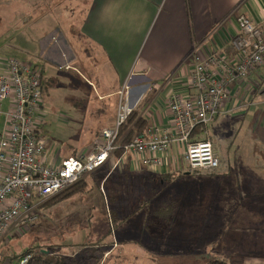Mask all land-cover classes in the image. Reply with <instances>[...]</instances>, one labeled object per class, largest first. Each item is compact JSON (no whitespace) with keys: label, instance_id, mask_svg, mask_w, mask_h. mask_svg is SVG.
I'll list each match as a JSON object with an SVG mask.
<instances>
[{"label":"rangeland","instance_id":"obj_1","mask_svg":"<svg viewBox=\"0 0 264 264\" xmlns=\"http://www.w3.org/2000/svg\"><path fill=\"white\" fill-rule=\"evenodd\" d=\"M91 2L92 0H0V58L16 57L21 61H37L43 65L41 58L50 62L56 49L59 52L56 58L58 64L45 63L46 72L43 77L47 79L52 76L51 85L54 89L44 92L42 111L46 119L43 132L47 151H52L61 159L72 156L74 151L79 154L86 152L95 141L102 140L101 131L106 123L109 127L116 124L114 104L105 105L98 116L99 95L93 91L94 81L89 82L82 61L77 59L71 66L72 70H67V65L61 64V50L67 59L78 51L86 59L84 53L88 52L86 48L91 45L80 40L79 31ZM62 43L65 45L63 48ZM113 80L116 88H119L116 79ZM247 81L245 80L244 86L246 89L242 91L244 94L251 92L250 103L264 102V80L258 82V87L251 84V88L247 86ZM51 85L47 83L46 88ZM215 122L209 126L215 152L223 149L224 145V151L229 152L230 157L235 156L240 145L237 135L241 122L230 114V128H224L223 133H219L220 143L217 132L212 127ZM242 152L245 153L243 150ZM222 158L221 155L220 159ZM114 162V158L110 159L96 172L86 176L71 195L54 200L43 208H35L20 220H14L11 223L14 228L1 248L5 257L3 264H8L11 258L15 262L16 257L27 249L38 250L40 247L44 248L46 254L53 250L69 252V249L73 251L76 248L75 252L79 253L71 256L68 253L66 264H203L207 259L224 256L234 258V254L239 255L236 246L230 244L208 245L206 230L200 229L201 212L208 204V199L205 204V190H219L214 200L212 199V204L219 208L228 204L249 203L242 195L228 197L225 193L228 185L226 181L203 184V178L215 176L217 171L209 173V170H201V175H185L183 168H175L161 180V176L152 170L139 169L131 172L123 170V165L113 169ZM156 172L164 171L159 168ZM109 189H113L117 195ZM171 202H175L177 208L172 226H169L166 235L154 236L151 232L160 221L153 213ZM39 203L41 202L36 201L34 206ZM257 204L264 208V196L258 198ZM113 210L120 219L127 217V222L114 228L113 223L119 222L113 219ZM30 215L36 216L37 220L26 225L23 221ZM111 231H114L113 236H110ZM108 239L114 245L105 243L102 250L105 253L107 250L108 253L101 260V251L95 253L93 249L85 252L83 248L85 245L93 247L104 244ZM212 241L215 242L214 236ZM254 248L242 246L241 249L246 255L250 253L255 256L259 254V250L254 254ZM260 255L264 256V251ZM96 256L98 262L95 260Z\"/></svg>","mask_w":264,"mask_h":264},{"label":"crops","instance_id":"obj_2","mask_svg":"<svg viewBox=\"0 0 264 264\" xmlns=\"http://www.w3.org/2000/svg\"><path fill=\"white\" fill-rule=\"evenodd\" d=\"M239 16L261 26L264 22V0H92L79 31L80 40L91 45L87 46L88 52L84 53L86 59L79 51L67 59L61 50V64H66V69L72 70L71 66L77 59L82 61L89 82L94 81V85L90 83L95 86L92 89L99 95L98 116L107 104H114L113 109L117 113L120 92L127 87L131 103H138L136 110L141 111L148 120V127L165 130L174 126L168 110L169 97L173 93L193 95L189 88V75L194 67L195 53L206 56L210 52L227 49L226 42L238 32L236 19ZM64 46L62 43L61 48ZM58 53L56 49L50 62L41 58L44 67L45 63L58 64ZM114 78L119 88H116ZM47 80H52V76L47 77ZM263 80L264 65L249 77L247 86L251 88L253 84L258 87V82ZM244 86L245 82L229 85L232 99L212 126L220 143L219 133H223L224 128H230L229 115L241 122L237 135L240 144L236 149L238 152L230 157L223 145V149L216 152L219 156V172L210 178H203L202 182L212 184L226 181L228 185L225 193L228 197L242 195L249 203L228 204L219 208L212 204L219 190H205V204L206 199L208 204L201 212L200 229L206 230L208 245L221 243L236 246L239 255L234 254L232 258L237 262L264 264V256L260 255L264 251V208L257 204L258 198L264 196L261 193L264 190V102L250 103L251 92L244 94ZM52 89L54 87H49L46 91ZM103 128L113 127L106 123ZM208 135L214 146L210 130ZM180 152V147L173 145L165 154L164 172H154L160 177L169 175L175 168H183L178 159ZM131 159L123 160V170H151L139 166L133 170L132 166L136 162ZM213 236L215 242L212 241ZM105 241L111 243L108 241L112 240ZM3 243L4 240L0 239V264L5 259L1 252ZM242 246H253L254 254L258 250L259 254L246 255ZM69 250L61 252L66 256L68 253L70 256L79 253L75 252L76 248L74 254L72 249ZM107 253L106 250L104 257ZM16 261L11 258L8 264H17Z\"/></svg>","mask_w":264,"mask_h":264},{"label":"built area","instance_id":"obj_3","mask_svg":"<svg viewBox=\"0 0 264 264\" xmlns=\"http://www.w3.org/2000/svg\"><path fill=\"white\" fill-rule=\"evenodd\" d=\"M236 24L238 32L226 42L227 49L206 56L195 53L189 75L193 95L173 93L168 99L174 126L165 130L148 127L125 145L119 159L114 157L123 146L118 141L119 129L138 106L131 103L127 87L119 95L115 126L104 128L102 140L86 152L61 159L47 151V143L38 132L46 120L42 111V66L16 57L0 58V238L6 239L14 220L73 187L113 158V169L132 158L136 162L133 170L139 166L155 171L165 165V154L175 145L180 147L179 163L187 173L218 168L209 126L232 99L229 85L244 84L264 65V22L258 26L239 16ZM198 126L203 128L204 139L195 141L192 135ZM36 201L41 203L34 206ZM36 220L30 215L23 222L31 225ZM31 259L32 254H28L17 264H28Z\"/></svg>","mask_w":264,"mask_h":264},{"label":"trees","instance_id":"obj_4","mask_svg":"<svg viewBox=\"0 0 264 264\" xmlns=\"http://www.w3.org/2000/svg\"><path fill=\"white\" fill-rule=\"evenodd\" d=\"M59 23H61L60 19H59ZM35 63L38 64L37 61ZM39 65H41V64H39ZM41 66H42V70L45 71L44 65H41ZM47 83H49L51 85L52 80L49 81L47 79H44V77H43V82H42L43 92L48 90L49 87H52V85H51V86H48L46 88ZM148 124H149L148 120L142 115L141 111H139V110L133 111V113L128 117L127 121L119 129L118 141L119 142L122 141L123 146H122V149H120L119 151H117L115 153L114 157L117 159L121 158L123 156V153H124L125 145L129 144L136 136L142 135L145 131H147ZM45 125H46V120L43 122L42 129L38 131L40 137H43V138H45L44 132H43V128ZM202 133H203V128L201 126H198L193 132L192 139L195 141L199 140V139H204L201 136ZM101 134H102V131H101ZM77 155H79V153H77V151H74L73 155L70 157H76ZM67 158H69V157H67ZM219 169H220V167H218L214 170H209V173L214 172V171L219 172ZM199 172H201V171L196 170L192 173H187L186 171H184L185 175H201L202 173L200 174ZM164 178H166V175L160 177L161 180H164ZM80 183H81V181H80ZM80 183H77L76 185L69 188L65 192L59 194L58 196L43 202L39 208H43L45 206H48L54 200L61 199L62 197L66 196V195H71L73 193V191L76 189V186H79L82 184V183L81 184ZM109 191L111 193L112 192L116 193L113 189H109ZM116 195H117V193H116ZM110 199L112 200V198H110ZM118 199H119V197L117 196V200ZM113 203H116V202H113ZM176 210H177V208H176L175 202H171L169 204H164L163 206L158 208L153 213L157 217V219H159L158 221H160V223L156 226L155 230L153 229L151 232L154 236H158L161 234L166 235L169 232V229H170L169 226L170 225L172 226V222L175 218ZM114 212H115V210H113L112 217H113V219H115L116 222H119V223H113V225L111 224L114 228H117L119 226V224L122 225L123 223L127 222L126 221V220H128L127 217L120 219L119 215L116 212L115 213ZM162 220H164V221L162 222ZM148 229L149 228H147V230ZM113 234H114V231H111L110 236ZM93 245H96V244H93ZM100 245L98 244L97 246H93V247H90V246L86 247L87 245H85V247H83V248H84L85 252H88V251L93 250V249H94L95 253H98L99 251H101V254H102L101 258H100V260H101V259H103L104 255H105V250H102V248L105 246V243L100 244ZM109 245H114V242H111ZM96 250H97V252H96ZM73 252H74V249H73L72 253ZM28 254H32V259L28 264H66V259L68 258V256H63V253L61 251H57V250L49 251L48 254H46L44 248L40 247L38 250H35V248L27 249L24 252H22L21 255L16 257V259L19 260ZM84 254H86V253H84ZM95 258H96L95 260H97V262H98L99 261L98 256H96ZM152 261L154 262V260H152ZM203 264H244V263L237 262L232 257L227 258L226 256H224L223 258H217L216 257V258L210 259V260L207 259Z\"/></svg>","mask_w":264,"mask_h":264}]
</instances>
